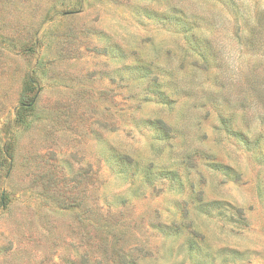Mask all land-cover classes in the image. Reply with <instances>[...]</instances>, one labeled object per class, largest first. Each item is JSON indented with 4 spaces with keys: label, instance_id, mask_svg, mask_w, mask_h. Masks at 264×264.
Returning a JSON list of instances; mask_svg holds the SVG:
<instances>
[{
    "label": "rangeland",
    "instance_id": "1",
    "mask_svg": "<svg viewBox=\"0 0 264 264\" xmlns=\"http://www.w3.org/2000/svg\"><path fill=\"white\" fill-rule=\"evenodd\" d=\"M0 264H264V0H0Z\"/></svg>",
    "mask_w": 264,
    "mask_h": 264
},
{
    "label": "trees",
    "instance_id": "2",
    "mask_svg": "<svg viewBox=\"0 0 264 264\" xmlns=\"http://www.w3.org/2000/svg\"><path fill=\"white\" fill-rule=\"evenodd\" d=\"M21 112L18 113V120H20L22 117H21Z\"/></svg>",
    "mask_w": 264,
    "mask_h": 264
}]
</instances>
